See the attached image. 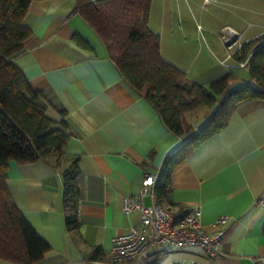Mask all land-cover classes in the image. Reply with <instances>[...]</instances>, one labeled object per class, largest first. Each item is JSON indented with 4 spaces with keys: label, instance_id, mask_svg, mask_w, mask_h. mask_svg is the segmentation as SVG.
<instances>
[{
    "label": "crops",
    "instance_id": "obj_1",
    "mask_svg": "<svg viewBox=\"0 0 264 264\" xmlns=\"http://www.w3.org/2000/svg\"><path fill=\"white\" fill-rule=\"evenodd\" d=\"M77 0H33L22 23L30 29L25 48L12 61L43 94L36 103L49 118L65 119L71 135L58 166L48 161L8 162L6 186L26 220L49 249L34 264H112L111 238L140 227L136 211L121 210L144 172L157 178L166 156L208 121L214 108L184 115L189 130L170 131L155 108L119 72L94 29L75 11ZM201 25V29L197 28ZM148 25L160 38L164 59L191 81L207 86L229 77V90L249 83L248 67L219 63L226 55L220 35L230 27L242 41L264 33V0H151ZM79 157V226L67 230L61 170ZM161 201L177 210L201 209L200 223L213 231L219 216L227 227L214 264H252L264 259V99L244 102L215 137L180 162ZM153 198L145 196L144 204ZM98 255L93 259L95 249ZM204 263L192 247L159 257V264ZM0 264H15L0 260Z\"/></svg>",
    "mask_w": 264,
    "mask_h": 264
},
{
    "label": "trees",
    "instance_id": "obj_2",
    "mask_svg": "<svg viewBox=\"0 0 264 264\" xmlns=\"http://www.w3.org/2000/svg\"><path fill=\"white\" fill-rule=\"evenodd\" d=\"M33 0H0V260L34 264L49 249L13 202L6 186L9 161L18 164L48 161L57 167L71 135L65 119L53 120L36 101L43 94L28 82L12 57L25 48L31 34L22 20ZM151 0H77L75 11L94 29L121 75L155 108L166 127L177 135L189 130L184 115L199 106L214 108L210 118L192 136L166 156L154 185L161 201L171 189V173L227 124L238 105L264 99V33L245 41L237 60L248 59L249 77L229 90L225 76L205 85L164 59L159 35L149 25ZM79 157L61 170L64 223L69 231L79 226ZM95 249L93 259L98 255ZM149 264H159L155 258Z\"/></svg>",
    "mask_w": 264,
    "mask_h": 264
},
{
    "label": "built area",
    "instance_id": "obj_3",
    "mask_svg": "<svg viewBox=\"0 0 264 264\" xmlns=\"http://www.w3.org/2000/svg\"><path fill=\"white\" fill-rule=\"evenodd\" d=\"M200 1L202 8H207L215 2V0ZM197 28L200 30L202 27L197 24ZM220 37L225 44L226 55L218 60L219 63L225 67L246 66L247 58L237 60L234 57L245 42L239 39L238 33L230 27H225ZM156 181L155 175L144 172L138 192L122 197L121 210L124 213L136 211L139 214L140 227H131L111 238L110 262L149 264L161 255L198 247L202 251L205 264H214L221 253L220 245L226 231L227 217L224 215L217 217L213 223L214 230L207 231L200 223L199 207L180 211L158 203L154 193ZM145 196H150L154 201L148 205L144 204ZM256 205L264 207V192L256 199ZM190 264L204 263L192 261ZM252 264H264V259H253Z\"/></svg>",
    "mask_w": 264,
    "mask_h": 264
},
{
    "label": "rangeland",
    "instance_id": "obj_4",
    "mask_svg": "<svg viewBox=\"0 0 264 264\" xmlns=\"http://www.w3.org/2000/svg\"><path fill=\"white\" fill-rule=\"evenodd\" d=\"M238 68H240V69H238V72H244V71H246L245 68H241V67H238Z\"/></svg>",
    "mask_w": 264,
    "mask_h": 264
}]
</instances>
